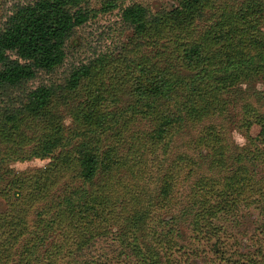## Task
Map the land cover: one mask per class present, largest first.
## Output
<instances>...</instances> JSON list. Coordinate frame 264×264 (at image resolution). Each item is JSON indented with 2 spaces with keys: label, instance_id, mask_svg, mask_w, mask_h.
<instances>
[{
  "label": "trees",
  "instance_id": "trees-1",
  "mask_svg": "<svg viewBox=\"0 0 264 264\" xmlns=\"http://www.w3.org/2000/svg\"><path fill=\"white\" fill-rule=\"evenodd\" d=\"M87 1L15 9L0 31V90L63 63L96 14ZM116 1L101 10L119 8L131 29L123 55L27 91L22 117L0 130V264H62L111 228L130 248L123 264H264V91L252 87L264 84V0H178L159 13ZM10 156L48 162L19 171ZM251 205L259 231L245 253L225 222Z\"/></svg>",
  "mask_w": 264,
  "mask_h": 264
},
{
  "label": "rangeland",
  "instance_id": "rangeland-1",
  "mask_svg": "<svg viewBox=\"0 0 264 264\" xmlns=\"http://www.w3.org/2000/svg\"><path fill=\"white\" fill-rule=\"evenodd\" d=\"M35 0H0V31L4 28L7 18L16 8L33 3ZM106 0H88L82 5L83 9L96 11L95 16L89 14L88 20L81 26L72 31L65 43V58L61 65L55 67L52 71L38 72L32 80L28 81L19 88L11 90H0V130L4 126L8 127L11 121H6L7 117L15 114L16 119H20L22 114L17 115L16 110L21 107L24 99V93L40 85L45 86H63L64 81L72 69L106 56L115 58L123 55L129 39L132 37L131 29L121 20L119 8L111 11L101 10ZM131 2H140L146 5L152 13L168 11L174 8L178 0H117L119 7H125ZM254 88L264 91L262 82H255ZM68 124V119L65 120ZM258 132L256 126L251 127L249 133L255 136ZM29 134V132H26ZM231 137L239 145L244 144V138L237 131L231 132ZM176 138V136H175ZM8 146V145H7ZM5 146L0 140V156L4 155L9 147ZM12 156V155H11ZM3 161L8 167L16 170H25L30 168H39L44 166L48 160H30L21 161L18 158L11 157ZM3 208L0 201V209ZM258 211L254 205L245 208L241 216L233 220L226 226L229 232L239 241L242 252L247 253L253 248L250 245L252 236L258 233ZM144 230V240H149L148 230ZM181 231L184 237H190L186 224H181ZM117 228H111L110 232L103 237H97L89 245L79 250H73L65 259H69L62 264H123L128 257H131L130 248L120 243ZM145 241V242H146ZM255 247V246H253ZM198 262H201L198 260Z\"/></svg>",
  "mask_w": 264,
  "mask_h": 264
}]
</instances>
